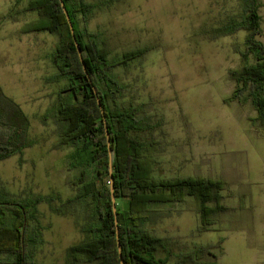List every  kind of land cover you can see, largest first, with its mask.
Here are the masks:
<instances>
[{
    "label": "rangeland",
    "instance_id": "1",
    "mask_svg": "<svg viewBox=\"0 0 264 264\" xmlns=\"http://www.w3.org/2000/svg\"><path fill=\"white\" fill-rule=\"evenodd\" d=\"M110 1L95 10L87 25L104 34L114 54L148 49L118 73L130 86L128 97L144 103L161 123L154 132L162 146L157 174L229 183L222 194L231 211L218 215L210 230L200 229L189 201L182 213L159 222L155 233L167 238L173 254L224 238L213 251L219 264H264V129L251 121L257 113L249 101L225 103L236 86L229 71L242 65L236 46L243 47L246 32L212 35L214 28L239 15L241 0ZM29 2L0 0V124H8L0 129L21 123L8 109L14 103L29 119L25 138L30 143L22 154L0 161V190L22 202L36 196L66 199L76 192L71 179L78 170L69 168L72 150L60 143V126L53 117L64 86L50 57L59 36L24 31L39 18L27 10ZM260 13L264 42V0ZM38 211L44 242L37 248V263L67 264L68 248L84 237L76 211L61 215L47 203ZM200 259L214 258L205 253ZM175 260L172 255L169 263Z\"/></svg>",
    "mask_w": 264,
    "mask_h": 264
},
{
    "label": "trees",
    "instance_id": "2",
    "mask_svg": "<svg viewBox=\"0 0 264 264\" xmlns=\"http://www.w3.org/2000/svg\"><path fill=\"white\" fill-rule=\"evenodd\" d=\"M63 2L81 47L82 60L61 0H30L27 10L37 12L39 18L24 31H49L59 36V44L50 57L58 71L56 77L64 80V86L53 117L60 126V143L72 150L68 165L70 170H78L71 179L76 192L66 199L36 196L33 202H22L0 190V264H39L35 254L44 242V227L38 216L41 203L51 205L61 215L76 211L84 237L68 248L67 264H121L105 123L111 136L113 186L124 264H170L172 255L176 258L174 264H219L213 251L221 247L224 238L216 244H195L188 251L173 254L167 238L155 233V226L182 213L184 204L191 201L200 219V229L210 230L216 217L231 209L224 204L222 194L229 183L213 177L157 174L162 146L154 132L161 123L147 113L144 103L128 97L130 86L118 73L142 59L148 49L114 54L102 32L89 30L87 24L92 14L112 3L110 0ZM262 6L263 0H241L239 15L214 28L212 35L215 38L246 32L243 47L236 46L242 65L229 71L236 86L225 103L249 101L257 113L251 121L264 129ZM12 106L8 109L21 123L9 125L7 131L0 129V161L22 154L30 145L25 138L29 119L16 104ZM56 201L59 204L54 206ZM205 253L214 259L201 260Z\"/></svg>",
    "mask_w": 264,
    "mask_h": 264
},
{
    "label": "water",
    "instance_id": "3",
    "mask_svg": "<svg viewBox=\"0 0 264 264\" xmlns=\"http://www.w3.org/2000/svg\"><path fill=\"white\" fill-rule=\"evenodd\" d=\"M61 4H62V7H63V10L66 14V17H67V20L69 22V25H70V28H71V31H72V35H73V38L75 40V44H76V48H77V51H78V54L82 60V51H81V47L79 45V43L77 42L76 40V36H75V31H74V28H73V24L70 20V17L68 15V11L66 10V7L64 5V2L63 0H61ZM84 66V69L86 70V66L85 64L83 65ZM98 104L99 106L101 107V101H100V98L98 97ZM105 126H106V137H107V143H108V149H109V157H110V176H111V192H112V200H113V210H114V215H115V223H116V235H117V240H118V250H119V254H120V258H121V264H124V261H123V258H122V249H121V244H120V240H119V228H118V220H117V209H116V199H115V195H114V186H113V182H114V178H113V175H112V148H111V136H110V133H109V130H108V127L105 123Z\"/></svg>",
    "mask_w": 264,
    "mask_h": 264
}]
</instances>
